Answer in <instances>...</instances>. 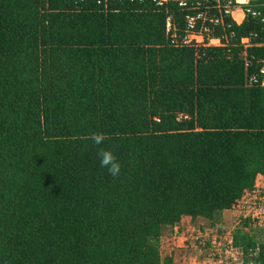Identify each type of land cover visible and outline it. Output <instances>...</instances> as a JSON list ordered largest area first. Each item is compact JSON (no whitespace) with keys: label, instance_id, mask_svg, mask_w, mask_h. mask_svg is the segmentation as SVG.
<instances>
[{"label":"trees","instance_id":"trees-1","mask_svg":"<svg viewBox=\"0 0 264 264\" xmlns=\"http://www.w3.org/2000/svg\"><path fill=\"white\" fill-rule=\"evenodd\" d=\"M99 1L0 0V264H174L168 228L215 227L264 176L261 20L227 19L229 44L197 50L167 20L206 5ZM263 230L232 232L243 264H264Z\"/></svg>","mask_w":264,"mask_h":264},{"label":"built area","instance_id":"built-area-1","mask_svg":"<svg viewBox=\"0 0 264 264\" xmlns=\"http://www.w3.org/2000/svg\"><path fill=\"white\" fill-rule=\"evenodd\" d=\"M134 1V0H133ZM157 5L162 6L165 2L169 0H154ZM179 3L181 8L191 7L194 10H199L201 6L206 5L204 11H197L193 14L186 16L185 29H180V27L174 22L171 16L167 20V35L170 37L171 44L176 47H191L197 50L201 48L209 47H222L229 44L230 38H234V35L229 36L227 30L231 28V23H227V19H231L232 23L238 25L242 24L247 16H251L256 19H260L264 24V14L256 9L253 3L256 0H173ZM101 3V0L99 1ZM242 14V20L238 19L237 14ZM217 28H222L223 33L221 36H215L214 32ZM258 37L257 34H252L249 37L243 38L241 40V46L244 49L252 46L254 39ZM247 67H251L248 63ZM264 69V60L261 63L258 72L253 73L248 76L249 86H258L264 88V73L261 72ZM188 115L179 114L177 120L181 121L183 119H188ZM264 177V176H263ZM232 211L239 213L240 222L242 220H249L252 226H257L264 228V185H257L253 190L247 191L246 194L233 206ZM220 239V238H219ZM198 242L202 243L201 238L197 239ZM221 247H224L222 252H218L216 248L212 245L211 247L206 246L201 247L204 250L212 248L210 257L212 263L219 262L220 264H239L242 261V251L235 246H233L232 237ZM198 245V244H197ZM215 248V249H214ZM229 259L227 262L225 257ZM216 259V262L214 261ZM219 260V261H218ZM214 261V262H213Z\"/></svg>","mask_w":264,"mask_h":264},{"label":"rangeland","instance_id":"rangeland-1","mask_svg":"<svg viewBox=\"0 0 264 264\" xmlns=\"http://www.w3.org/2000/svg\"><path fill=\"white\" fill-rule=\"evenodd\" d=\"M238 19L240 21L242 20V18ZM239 216V213L236 211L226 213L222 221L215 226V232H201L200 238L203 240L201 245L205 247L208 242H211L218 252H222L224 247H221L220 245L224 244V242L226 243V240H228V238L230 239L234 229L239 226L241 220ZM200 226H202V223ZM253 233L256 234L259 241H264V230L262 232ZM195 236V232L192 237L187 234L186 236H183V240L179 243L177 239H175L176 236L172 231L167 229L162 237L163 240L161 245V248L163 247L161 250L164 253V257H173L175 264H215L212 263V257L209 256L212 248L204 250ZM171 253L172 255L170 256ZM225 259L227 262L229 261L228 258L225 257ZM214 261L216 262V259ZM237 263L242 264L238 261ZM216 264L220 263L217 262ZM230 264H232V262Z\"/></svg>","mask_w":264,"mask_h":264},{"label":"crops","instance_id":"crops-1","mask_svg":"<svg viewBox=\"0 0 264 264\" xmlns=\"http://www.w3.org/2000/svg\"><path fill=\"white\" fill-rule=\"evenodd\" d=\"M237 16H238V18H242L243 17L240 12L237 14ZM257 185H260V186L264 185V177L263 176H259L257 178ZM230 212L231 211L225 212L224 215L226 213H230ZM201 223H202V226H200ZM195 226H198V227H195ZM168 230L172 231V233L176 236L175 239H177V241L180 243L181 240H183L182 239L183 236H186L187 234H189L192 237L193 233L195 232V234H196L195 237L197 239H199L201 232H215V227L211 226L207 220L198 219V220L194 221L193 219H191L189 217H186V218L183 219L181 224H179V225H177L175 227H172V228H168ZM162 240H163V238H162ZM162 255L164 257V253L163 252H162ZM171 255H172V253L170 254V256Z\"/></svg>","mask_w":264,"mask_h":264},{"label":"clouds","instance_id":"clouds-1","mask_svg":"<svg viewBox=\"0 0 264 264\" xmlns=\"http://www.w3.org/2000/svg\"><path fill=\"white\" fill-rule=\"evenodd\" d=\"M261 72L264 73V69H261ZM91 140L97 146L101 145L105 139H107L106 135L103 133H92ZM97 155L100 157L101 166L108 169L109 174L113 177H116L120 174L121 165L117 161L114 153L108 149L100 148Z\"/></svg>","mask_w":264,"mask_h":264}]
</instances>
